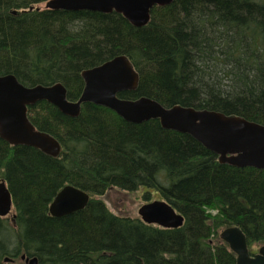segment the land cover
Returning a JSON list of instances; mask_svg holds the SVG:
<instances>
[{
    "label": "trees",
    "instance_id": "1",
    "mask_svg": "<svg viewBox=\"0 0 264 264\" xmlns=\"http://www.w3.org/2000/svg\"><path fill=\"white\" fill-rule=\"evenodd\" d=\"M45 1L0 0V76L13 74L24 86L59 82L72 101L83 70L125 55L138 83L119 98L264 125V0H173L152 7L140 27L114 11L51 10L40 6ZM27 116L61 150L53 157L0 139V180L12 198L11 213L0 217V264L20 254L37 264H235L219 237L229 226L244 232L248 248L264 244V169L220 163L157 119L132 123L89 102L71 117L38 101ZM65 185L89 201L51 216L48 206ZM111 188L140 192L142 204L157 194L182 225L114 213L103 200Z\"/></svg>",
    "mask_w": 264,
    "mask_h": 264
},
{
    "label": "water",
    "instance_id": "2",
    "mask_svg": "<svg viewBox=\"0 0 264 264\" xmlns=\"http://www.w3.org/2000/svg\"><path fill=\"white\" fill-rule=\"evenodd\" d=\"M173 0H47L44 8L51 10L116 12L130 24L140 27L150 18V9L165 6ZM32 9V6L28 10ZM38 9V7H36ZM15 12V11H14ZM84 82L77 100L70 101L63 84L24 86L13 74L0 76V139L11 145L30 146L50 155L60 152L59 142L37 130L27 117V108L38 101H47L63 114L76 117L81 105L104 106L124 120L141 123L157 119L165 129L187 133L218 156V161L234 167L264 169V125L241 116L218 111L195 109L181 105L164 107L159 102L140 97L134 100L117 96L121 91L136 89L138 74L125 55H118L81 72ZM89 195L72 185L61 188L48 206L51 216L60 217L82 209ZM12 207L11 194L0 180V217ZM137 214L148 224L165 228L182 225L183 217L163 199H154L139 206ZM219 237L235 254V264H264V245L255 253L247 246L244 232L237 226L221 230ZM24 256H22L23 258ZM5 260H9L7 257ZM37 259H30L36 264Z\"/></svg>",
    "mask_w": 264,
    "mask_h": 264
},
{
    "label": "rangeland",
    "instance_id": "3",
    "mask_svg": "<svg viewBox=\"0 0 264 264\" xmlns=\"http://www.w3.org/2000/svg\"><path fill=\"white\" fill-rule=\"evenodd\" d=\"M40 6H43V4ZM156 198H158L157 194L151 195V200ZM103 200L105 201L107 207L110 208V210H112L114 213L129 216H138L137 209L143 203L140 192L138 193V191H136L132 194H128L114 188H111L106 192V194L103 196ZM261 245L262 244H253L251 247H249V249L250 251L256 252ZM2 264L10 263L2 262ZM12 264H23V262L19 259H16Z\"/></svg>",
    "mask_w": 264,
    "mask_h": 264
},
{
    "label": "flooded vegetation",
    "instance_id": "4",
    "mask_svg": "<svg viewBox=\"0 0 264 264\" xmlns=\"http://www.w3.org/2000/svg\"><path fill=\"white\" fill-rule=\"evenodd\" d=\"M33 8V7H32ZM77 100V99H76ZM72 101H75V100H72ZM36 104V103H35ZM35 104H33V105H35ZM30 106H32V105H30ZM29 107V106H28ZM27 110H28V108H27ZM22 256H24L23 258H22ZM8 258L9 260H5V258ZM33 257H35V256H26L25 254H20L18 257H13V256H5V257H3V259H2V262L3 263H10V264H12V263H14V261L17 259H19L20 261H22L23 262V264H31L30 263V259L31 258H33ZM36 264H37V262H36Z\"/></svg>",
    "mask_w": 264,
    "mask_h": 264
},
{
    "label": "bare ground",
    "instance_id": "5",
    "mask_svg": "<svg viewBox=\"0 0 264 264\" xmlns=\"http://www.w3.org/2000/svg\"><path fill=\"white\" fill-rule=\"evenodd\" d=\"M3 180V179H2ZM5 182V181H4ZM5 185H6V183H5Z\"/></svg>",
    "mask_w": 264,
    "mask_h": 264
}]
</instances>
